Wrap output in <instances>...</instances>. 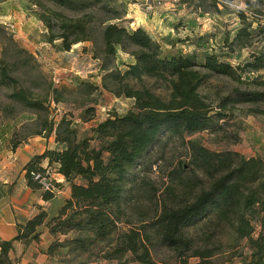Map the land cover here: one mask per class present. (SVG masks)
<instances>
[{
  "label": "trees",
  "instance_id": "16d2710c",
  "mask_svg": "<svg viewBox=\"0 0 264 264\" xmlns=\"http://www.w3.org/2000/svg\"><path fill=\"white\" fill-rule=\"evenodd\" d=\"M29 1L40 10L37 16L46 29L44 41L50 45L60 41L62 51L91 42L92 12L104 14L98 32L103 57L101 89L116 98L133 99V106L122 116L110 114L90 129L91 136H78L73 120L66 117L55 125L44 121L38 135H53L56 148L26 164L25 181L32 190L42 192L43 200H51L59 184L51 182L53 190L42 191L34 176L48 178L46 172L55 165L56 174L69 186V198L55 217L47 220L48 215L40 211L17 223L16 237L0 241V264H16L11 258L14 242L25 246L37 242L38 229L45 223L51 236L64 237L46 251L65 250L62 264H154L153 253L160 249L170 252L176 264H191L190 259H195L193 264H215L221 253L217 235L223 232L236 241H246L248 255L240 256L241 264H264V150L262 156L245 158L186 142L192 178L181 181L176 196H157V190L146 187L144 176L152 168L151 150L164 139L184 140L193 133L222 131L239 104L264 102V93L234 90L218 97L213 108L199 93L210 78L239 82L245 72L264 71V51L251 52L250 60L236 66L213 51L198 60L195 55L165 52L142 28L124 26L125 12L117 8L119 0ZM245 4L250 6L248 1ZM236 14L240 26L223 42L228 55L251 47L260 31L252 28L254 14L251 19L242 10ZM118 49L133 60L123 71L110 66ZM19 53L33 58L26 50ZM0 84L11 88L9 98L14 102L27 109H43V101L31 98L30 89L5 67L0 70ZM97 89L86 87L89 92ZM158 90L166 97L157 94ZM48 93L58 103V92ZM11 144L13 148L19 145ZM43 161L47 168L41 167ZM185 167L180 164L176 168L174 179L178 182L187 172Z\"/></svg>",
  "mask_w": 264,
  "mask_h": 264
},
{
  "label": "rangeland",
  "instance_id": "374dc122",
  "mask_svg": "<svg viewBox=\"0 0 264 264\" xmlns=\"http://www.w3.org/2000/svg\"><path fill=\"white\" fill-rule=\"evenodd\" d=\"M119 1L117 8L125 12L122 24L132 30L136 26L147 28L148 34L165 52L195 55L201 60L206 52L213 51L222 55V61L236 66L250 60L251 52L264 51V0ZM246 1L250 2V6L247 7ZM240 10L249 14V19L252 14L255 15L252 28L260 31L253 38L251 47L236 49L228 55L227 50L223 49V42L225 38L230 40L239 28L236 12ZM38 12L40 10L29 0H0V70L5 67L11 76L21 81L23 87L30 89L31 98L43 101L42 110L27 109L9 98L11 88L0 84V144L3 145L6 141L9 145H12L11 141L22 144L29 140L33 152L40 151L43 146V137L47 132L40 135L38 132H42L44 121L55 125L62 117H66L73 120L78 136H91L90 129L110 114L122 116L132 110L133 106V99L116 98L101 89L103 57L98 32L101 28L100 21L105 18L102 12H92L95 18L90 26L92 41L75 44L69 51L61 50L60 41L51 45L44 41L46 29L38 19ZM64 14L71 16L69 13ZM151 25L153 28H149ZM20 49L26 50L33 58L20 54ZM1 60H5V63ZM132 62L129 55L118 49L110 66L123 71L124 65ZM87 86H96L98 89L89 92L86 90ZM49 90L58 92V103L53 101ZM234 90L264 93V71L245 72L239 82L222 77L210 78L199 93L215 108L218 97L226 96ZM156 93L166 97L162 90ZM231 118L222 131L193 133L184 140L164 139L149 155L152 168L144 173L148 182L146 187L157 190L159 197L164 195L166 198L169 193L173 196L179 194L182 189L181 181L185 183L188 178H192L190 169H187L190 161L184 145L188 141L215 153L232 152L245 158L262 156L264 102L239 104ZM95 144L91 142V145ZM180 164L186 166L187 172L180 175L178 182L174 179V174ZM196 173L201 174L199 171ZM48 177L58 185L53 169H48ZM144 194L140 193L141 196ZM142 199L144 207L148 208L146 198ZM217 238L221 253L214 259V263L241 264L240 256L248 255L246 241H236L228 232L218 234ZM45 241L46 245L34 246L32 257L41 264H62L65 250L56 249L48 254L45 248L51 246L54 240L52 242L49 237ZM16 254L18 255L17 252ZM153 261L154 264H176L173 255L165 249L153 253ZM189 262L193 264L195 259H190Z\"/></svg>",
  "mask_w": 264,
  "mask_h": 264
},
{
  "label": "crops",
  "instance_id": "0c3cea01",
  "mask_svg": "<svg viewBox=\"0 0 264 264\" xmlns=\"http://www.w3.org/2000/svg\"><path fill=\"white\" fill-rule=\"evenodd\" d=\"M136 27L142 28L149 33L147 28ZM149 28H153L152 25ZM149 35L151 36V34ZM43 140V146L37 152L32 151L31 141L29 140L14 148L6 140L7 143L0 144V241H11L14 239L18 230L16 227L17 223L30 220L40 211H44L48 215L47 220L57 216L59 209L69 198V186L59 174H56L59 189L55 196L48 201L43 200L41 191L32 190L26 184L24 171L26 164L33 157L42 155L46 150L56 148L53 135L43 137ZM41 167L43 169L47 168V161H43ZM50 169L56 172L55 165H52ZM48 231L45 223L38 229L40 235L37 242H32L26 246L19 242H14L11 258L16 261V264H41L32 257L31 252L34 246L38 244L40 246L46 245L47 242L45 240L49 237L52 242L53 240H58L59 242L60 238L64 239V237H53ZM47 247L45 250H47Z\"/></svg>",
  "mask_w": 264,
  "mask_h": 264
},
{
  "label": "built area",
  "instance_id": "2783aa9c",
  "mask_svg": "<svg viewBox=\"0 0 264 264\" xmlns=\"http://www.w3.org/2000/svg\"><path fill=\"white\" fill-rule=\"evenodd\" d=\"M59 81H56V83H58ZM46 176H48V172H46ZM34 179L37 180L39 182L41 186L42 191H52L53 190V185L51 183V180L49 179V177H42L40 175H35Z\"/></svg>",
  "mask_w": 264,
  "mask_h": 264
}]
</instances>
